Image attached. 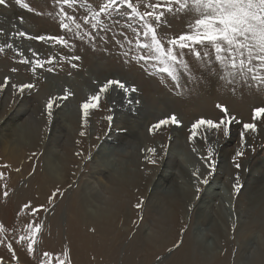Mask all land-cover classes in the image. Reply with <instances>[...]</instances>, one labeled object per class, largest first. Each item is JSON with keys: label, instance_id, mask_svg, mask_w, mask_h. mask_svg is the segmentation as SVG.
I'll list each match as a JSON object with an SVG mask.
<instances>
[{"label": "rangeland", "instance_id": "374dc122", "mask_svg": "<svg viewBox=\"0 0 264 264\" xmlns=\"http://www.w3.org/2000/svg\"><path fill=\"white\" fill-rule=\"evenodd\" d=\"M23 2L27 3L34 11L22 8L15 3V0H6V6L0 7V42L9 38L18 39V42L21 41V43L34 47V51L38 54L37 57L42 60H47L51 57L53 63L51 65L46 64L44 68L40 69V73L38 74L32 71L31 66L20 62L21 60L16 56L18 53L16 52V54L14 49H11L13 51L4 50L0 52V73H2V75H0V84L3 83L5 77L8 78V85L0 89V125L6 120L8 113H10L9 110L16 108L21 103L23 94L31 96L41 95L40 103L42 106V113H39L41 124L38 123L37 119H29L28 116L22 118L18 124L25 123L29 128H39L43 135H45L44 142L47 144L51 133V124L54 119H59V115L57 114L58 111L66 107L65 104L75 99L73 90H75V92L77 91L78 93H76L80 95L79 99H82L80 102L77 100L73 101V107L76 108L74 113L77 115V127L74 128V126H72L71 129L69 128L71 138H65L66 144L68 145L66 149L72 150L71 156L74 159L73 170L76 172V175L74 179L70 181V185L68 184L66 188L60 190L62 195H58L54 202L50 204L48 197L52 192L48 194L47 197H44L45 201H43L40 194L37 192L35 180H33L39 167L38 173L40 174L42 172L43 161H41V159L45 153L44 150H37L30 155L26 153L27 159L25 160L26 167L24 171L29 169V172H25L23 176H17V168H7L8 175L0 179V224H3L5 227V233L0 235V240L3 241L0 243V264H41V260L45 259L43 257V253L45 252L51 254L50 257L47 258L46 264H55L57 258L65 259V251L68 253V264H177L178 258L176 257V253L183 247L186 248L188 252L187 258H184L188 264H251L253 260H256L258 252L264 253V210H261L260 207L255 209L248 201L249 195L245 196L242 194L243 196L240 197V193L245 185L244 179L249 176L252 178L259 177L256 175L255 170L253 172V168L257 160L260 158L264 159V119L257 122L256 133H252L251 131L245 133L246 145L242 146L240 133L243 131L244 123L253 122L251 114L254 108L250 109V111L247 110V114L244 117H239L238 114L232 113L226 102L216 98L218 96H214L217 93L223 97H228L229 99L227 100L234 101L235 105L241 107V104H238V99L242 97L243 93L246 94H244L243 97H249L248 94H250L254 97L251 102L252 106H257L256 102L259 100V97L260 100H264V89L238 85L235 87V90H233L232 86L226 85L216 76L204 73V69L198 67V63L191 55H186L185 59L189 62L190 67L194 69L195 74L192 77V82H189L188 77L181 75V87L177 88L166 74L153 69L151 65L137 62L132 57H125L123 53L129 51V46L127 44H125L123 50H121L117 44L113 42V32L118 37L121 31L130 36L132 35L131 30L126 27L129 23H133V27H140L138 22L134 23L129 19L128 15H126L129 10L123 6H121L120 11L114 13L112 17L106 19L102 18L109 26V31L97 33V35L107 36V41L105 42L97 39L94 43H90L87 38L83 41L72 39L71 34H66L59 28V5H57L54 0H23ZM82 2L91 4L93 9L98 10L103 0H82ZM150 2H156V0H150ZM65 10L70 14H74L78 18V22L81 23L83 21V16L88 14V8L82 7L81 3H78L72 9H68L65 6ZM140 10H144L143 6H141ZM2 11L7 13L17 11L19 16L13 19V21L17 22L18 25L4 23ZM32 16L41 18L47 27L46 31L40 33V35H66L70 39V46L65 48L52 41H37L14 35V33L23 30L29 36H37L33 34L34 31L32 33L30 32L31 29L34 28L33 24L35 23L32 21ZM193 18H195L194 14ZM48 28L51 29L48 30ZM87 28L88 26L82 25V30H86ZM189 30L185 18L180 15L174 18L170 16L169 23L163 28L161 35L167 36L168 38L174 36L178 37L180 34ZM74 31L75 26L73 25V32ZM38 32L40 31H37L36 34H38ZM119 38L122 39V37ZM165 46H167L166 42ZM185 51L187 52V50ZM137 54H139V50H137ZM72 56H79L80 59L74 61L71 59ZM91 57L94 60L100 61L101 68H105L106 70L109 69L111 72L117 71L118 75L109 77V79L121 80L129 89L135 87L136 91L130 93V95L138 93V95L141 96L143 93L136 83L137 78V80H149L156 87L153 91H148L146 93L147 97L145 101H147L148 104L150 103L153 107H159L165 102L173 101V113H168L163 118L153 120V122L146 126V132L149 133L150 138L144 141V146L147 151L150 148L154 149V152H151V156L153 155L154 159L155 157L159 158V155L168 154L170 145H173L172 140L174 139L170 136L175 130V125L164 126L151 133L149 132L150 126L173 114L177 119H180L178 112L183 109L182 105L184 104L182 102L194 97L191 92L192 88H196L197 91H202L204 97L209 99V106L213 109L214 113L209 116L196 118L189 121L187 124L180 122L179 127L184 128L183 145L179 146L177 143V148L175 147L174 151L177 158L185 163L188 173H198L201 168L204 172L203 179H208L207 184L202 183V180L199 179L200 177L194 178L193 180L195 189L192 191L191 195L196 204L202 205L201 197L203 191L211 185L214 186V184L219 188L227 201H229V204L226 203L225 205L226 208L228 207L230 209L229 216L227 217L229 225L224 226L226 236L227 232H230L225 251H221L216 255L212 254V257L209 258L203 255L204 251L201 249L200 244L196 242V244L193 245V243H195L193 242L194 233L197 231L207 233L209 229H207V225L196 227L195 220L192 216L193 210L191 209V211L188 210L186 222L182 221L183 223L180 226L177 228L175 227L176 233L173 245L167 248H165L164 246L166 245H164L163 247L161 246L160 250L150 252L149 250L157 245L155 244V241L158 239L155 240L156 236H160L164 227L167 225L164 218L165 216H170V211L167 205H165L164 200H162L163 197H160V195L154 197L153 203L157 204V206L151 208L149 204L151 201H148V196L144 197V193L139 194V192L144 191L145 186L142 187L143 191L140 190V188H137L135 191L134 189L132 190V188H127L129 193H135V196L131 197L134 201L130 199V195L128 194L121 196V200L127 202L128 205L126 204L127 207L124 206L121 211H118V216L112 225L113 231L108 233L109 235L111 233L109 237H102L101 234L97 233L95 225H90V223L87 222L90 215L95 217L96 215L104 214L106 211H113V205L115 204L114 197H112L111 192L106 189L107 185L111 188L112 186L109 183L106 184L102 179L96 178L93 174V168L96 165L94 162L95 158L97 156L99 157V153L105 151L103 148L111 149L116 145L119 146L117 149L124 152L125 157H128L134 145V141L132 140L128 142L124 139L125 141H120L119 144L117 141H114L120 134L114 129L119 125L122 126V124L114 119L113 113L119 109L114 107L115 103L111 101L109 96H116L117 94L126 98L123 91L116 89L115 86H113L115 89H110L109 92L101 95L98 107L90 110L88 117L82 120L80 110L81 103L87 100L89 95H94L106 81L97 83L96 80L89 78L88 72L91 68L87 65L89 63L87 61ZM73 63L76 64L75 68L72 67ZM1 65L5 67L3 71ZM49 67L53 68L52 72L47 71ZM13 69H15V71H13ZM78 73L80 77L75 79L74 75ZM123 73L128 77L122 78L124 76ZM201 73H204V75H201ZM50 77H54V80L57 79L59 83H61L62 80L74 84L73 90L71 89L72 96L69 95L67 99L57 101L56 104H58V106L54 105L51 122L48 121L45 112V104L52 96H45L43 94L46 81H48L47 79ZM197 77H199L198 82ZM54 80L53 82H55ZM90 80L92 81L90 82ZM27 83L33 84L34 87L31 90L26 89L23 94H20L16 89L11 87L13 84L20 85ZM68 87L69 86H66L65 89ZM215 100L219 101L216 102ZM243 100L247 101V98ZM123 105H126L128 108L130 106L128 100L124 102ZM217 105H222L227 108L228 116L234 117L239 123L229 124L230 131L228 137L224 136L222 128L221 130H208L205 127H201L198 129L197 136L190 142L188 137L191 134V125L196 120L210 119L214 122H219L227 118L225 113L222 112ZM109 115L113 117L111 123L105 119V117ZM130 117L129 119L135 125L136 123L143 122V120L138 119L136 116ZM2 127L1 125L0 129ZM84 128L87 129V132L86 130L83 131ZM142 131L145 130L142 129ZM81 132L84 134L81 135ZM112 138L113 140H109ZM62 139L64 140L63 137ZM220 143L227 144L226 147L230 152V157L224 162L219 157V150L221 148ZM209 148L213 150V155L210 158L208 157ZM54 149L60 154H65L59 147H54ZM237 152H242L243 155L236 156ZM184 154L190 155V160L186 159ZM124 160L125 159L116 157L112 158L111 163L113 162V169ZM158 162L140 165L139 169L142 173H147L150 178L153 176L154 170L158 167ZM210 163L214 164V167H209ZM237 164L240 165L239 168L236 167ZM2 169L4 170V168L0 167V173H2ZM74 171H72L73 175L75 174ZM209 172L212 174L209 175ZM14 173H16L15 176L13 175ZM198 175L199 174H197V176ZM217 175H220L222 179L216 180ZM11 176L12 180L10 179ZM237 177H239L240 185V191L238 193L234 192L233 189V185L237 182ZM227 183L228 187L226 186ZM115 186L113 187L115 188ZM197 189H199V191H197ZM5 190L8 191L7 197L3 195ZM69 190L78 193L84 211V213H82L83 216H81V221L77 224H72L67 218V206L70 202L67 203L65 198L67 196V198L70 199L72 196ZM137 192L138 194L136 195ZM25 195H27L26 198H23ZM141 200L144 201L142 209H137L135 205ZM185 201L184 204L187 205ZM29 202L33 207L43 206V208L36 215H33L29 211H22L23 205ZM236 205H238V207L235 208L237 212L233 208V206ZM45 209H47V211H45ZM57 213V216H61L55 221ZM141 216H143L142 221L140 220ZM34 222L41 224V230L36 236L34 254H29L27 252V244L23 243L22 246L16 241L20 235L26 234V226ZM172 229L174 230V227H172ZM114 230L118 231L119 234L115 233L114 236ZM145 234L153 235L154 239L146 241L144 239ZM112 238L114 239L111 240ZM143 241H145L144 246L142 244ZM189 242L192 243V245ZM8 243L13 245V252L16 255L15 259H13V253L8 251ZM168 244L170 245L171 241L167 242V245ZM222 244L221 242L218 243L220 247H223ZM170 249L171 251H169ZM178 257L180 259L181 252ZM180 264H185L184 260H181Z\"/></svg>", "mask_w": 264, "mask_h": 264}, {"label": "bare ground", "instance_id": "6f19581e", "mask_svg": "<svg viewBox=\"0 0 264 264\" xmlns=\"http://www.w3.org/2000/svg\"><path fill=\"white\" fill-rule=\"evenodd\" d=\"M1 13L4 17V23L6 22L13 25H18L17 22L13 21V19H16L19 16V13L17 11L11 13L2 11ZM32 21L36 24L34 23V28H32L31 31L29 30L31 33L34 31V35H40V33L46 31L47 27L41 18H38V16H32ZM49 29L51 28H48V30ZM37 31L40 32L36 34ZM14 40L15 39L13 38H9L1 41L0 46H5L4 50L10 51L11 49L7 48L6 45L9 43L13 44L14 48L12 49L15 50V53H19L18 55H16L19 60L27 59L29 61H32L34 59H40L39 57H37L38 54L34 51V47L21 43V41L18 42V39L15 41ZM33 53H36L37 55L34 56ZM87 62H89L87 65H89V67L91 68L88 72L89 78L96 80L97 83L105 81L109 79V77L118 75L117 71L111 72L109 69L108 71L105 68H101V63H99L100 61L94 60L92 59V57ZM27 65L31 66L32 68L31 63H28ZM1 67L3 71L5 67L2 65ZM40 69L41 68H37L35 73L39 74ZM0 75H2V73H0ZM123 75L124 76L122 78L128 77L124 73ZM74 77L75 79H78V77H80V74L78 73L74 75ZM54 79V77H50L47 79L48 81H46V85L43 89V94L45 96L51 95L52 97H63L66 86L70 87V89L69 87L67 89L70 93H72L71 89L73 90L74 85L72 82L61 80V83H59L57 79ZM53 80L57 83L53 82ZM91 81L92 80H90V82ZM136 83L139 85L140 91H143L141 96L138 95V93H134L137 96L131 94L132 96L130 95L126 98H123L122 95L117 94L116 96H109L111 101L115 103L114 107L119 109L113 113L115 117L114 119L118 120L119 123L122 124V126L119 125L121 127L118 126L115 127L116 129H114L116 132L120 133L119 136L114 139V141H117V143L119 144L120 141L122 142L127 140L129 142L130 140H132L134 141V145L132 146L133 150L130 152L128 157H125L124 152L119 151L117 149L119 148V146L116 145L111 149L103 148V150L105 151L103 153H99V157L97 156L95 158L94 162L96 165L93 168V174L94 176H96V178L102 179L106 182V184L109 183L112 186L111 188L107 185L106 189L111 192L112 197H114L115 199V204L113 205V211H106L104 212V214L96 215L95 217H92L90 215L87 222H89L90 225L94 224L97 233L101 234L102 237H109L111 233L110 235L108 233L113 231L112 225L116 217L118 216V211H121L124 206L127 207L126 204L128 205L127 202L121 200V196H123L124 194H128L130 195L131 199V197L135 196V193H129V190H127V188H132V190L134 189L135 191L137 188H140V190H142V187L145 186L144 191L142 190L143 192H138L139 194L144 193V197L148 196V201H151L149 202L150 207L154 208L157 206V204L153 203V199L154 197L160 195V197H163L162 200H164L165 205H167L170 211V216H165L164 218V221L167 222L166 227H164L162 234L160 236L157 235L155 238V240L157 238L159 239L155 241V244L157 245H155L149 251L153 252L160 250L161 246L163 247L164 245H166L164 246L165 248L173 245V243L175 242V227L177 228L178 226H180L183 223L182 221L186 222L188 218V210L191 208L193 210L192 216L195 220L196 227L207 225V229H209L207 233L203 231L195 232V235L193 236V242L195 243H193V245L196 244V242L200 244L201 249L204 251L203 255L205 257L211 258L212 254L216 255L221 251H225L227 248V240L230 232H227L226 236L224 226L229 225L227 217L229 216L228 214L230 209L228 207L226 208L225 206L226 203L229 204V201H227V199L220 192L219 188L214 184V186L211 185L209 188L203 191L201 197L202 205H198V203L196 204L194 202V199L191 195L192 191L195 189L193 180L194 178L199 177V179L203 180L204 172L202 171L203 169L200 168L198 173H188L186 171L185 163L182 160L178 159L175 154L174 150L175 147L177 148L176 144L178 143L179 146L183 145V127L175 126V130L171 133L170 136L174 139L172 140L173 145H170V149L168 150L167 155L162 154L159 155V158L155 157L154 159L153 155L151 156V152L147 151L144 146V141L149 140L150 137L149 133L146 132V126L153 122V120L163 118L168 113H173L172 109L174 110V103L173 101H168L164 104H161L162 106L153 107V105H150V103L148 104V102L145 101V98L147 97L146 93L148 91H153L154 89H156L155 85L149 80H137V78ZM73 92V95L75 97L74 100L80 102V100L82 99H79L80 95L77 94L78 92L76 91V93L75 90H73ZM191 92L194 97L184 100V102L182 103L186 106L182 105L183 109L178 112L180 116V119L178 120L186 124L196 118L209 116L214 113L213 109L209 106V99L204 97V93L202 91H197L196 88H192ZM244 94L245 93H243L242 97L238 99V104H241V107L235 105L234 101L227 100L229 99L228 97H223L217 93L214 96H218L216 98L223 102H226L232 113L238 114L239 117H244L247 114V110L250 111V109L252 108L264 106V100H260V97L256 102L257 106H252L251 102L253 101L254 97L250 94H248L249 97H243ZM22 97L23 100L21 101V103L16 108L9 110L10 113H8L6 120H2L3 122L1 121V125L3 127L0 129V167L4 168V170L2 169V173H5L3 177H6L8 175V167H11L12 169L17 168V176H23L24 173L29 170L27 169L24 171L26 167L25 160L27 159L26 153L30 155L37 150H44L45 153L43 155V158L41 159V161H43V169L41 170L42 172L40 174L38 173L40 169L39 167L33 177V180H35V185H37V192L40 194L43 201H45L44 197H47L48 194H50L57 188L61 190L66 188L68 184L70 185V181H72L76 175V172L73 170L74 159L71 156L72 150L66 149L68 145L66 144L65 139L66 137L71 138L70 129L72 128V126H74V128L77 127V115L74 113V110L76 108L73 107V100L70 103L65 104L66 107L61 108L59 111L57 110L59 119H54V121L52 122L50 137L47 141L48 143L46 144L44 142L45 135H43L42 131H40L39 128L32 129L29 128L25 123L18 124V122L26 116H28L29 119H37L38 123L41 124V120L39 119V113H42V106L40 103L41 95L31 96L23 94ZM244 98H247V101H244ZM129 99L133 101V106L131 103L129 104L130 106L128 108L126 105H123V103ZM219 100L215 101L217 102ZM130 116H136L138 117V119L143 120V122L136 123L135 125L129 119L131 118ZM141 128L145 131H142ZM85 130L87 132L86 128L83 129V131ZM62 137L64 138V140L62 139ZM109 140H113V138ZM226 145L227 144L220 143L221 148L219 150V157L223 162L227 161V158L230 157V152L227 149ZM54 147L61 148V150L65 152V154H60L59 152L55 151ZM184 156L186 159L190 160V155L184 154ZM114 157L125 160L120 162V164H117L113 169V162L111 163V159ZM150 161L159 162L158 167L154 170L153 176L149 178L148 174L142 173L139 168L140 165L150 164ZM254 165V168L256 169L253 168V172L255 170L256 175H258L259 177L252 178L249 176L244 179L245 185L240 193V197L243 195H249L248 201L250 202V204L255 209H257V207H260L261 210H264V159L260 158ZM72 171L75 172L74 175L72 174ZM197 174L199 175L197 176ZM13 175L15 176L16 173H14ZM10 179L12 180V176L10 177ZM219 179L222 178L220 175H217L216 180ZM113 186H115V188ZM226 186L228 187V183ZM138 192L136 193V195L138 194ZM69 193L72 194L70 199H68L67 196L65 198V201L67 203L70 202L67 206V218L70 222H72V224H77L82 219L81 216H83L82 213H84L83 207L80 202L78 193L72 190H69ZM26 196L27 195L23 196V198H26ZM184 201L187 202V205L184 204ZM237 207L238 205L233 206L234 210ZM57 215L58 213L55 216V221L58 217L61 216ZM172 227H174V230L172 229ZM115 233L119 234L118 231L114 230V236ZM114 238H112L111 240H113ZM144 239L148 241L154 238L151 234H145ZM170 241L171 244L167 245V242ZM220 242L223 243V247H220V245H218V243ZM142 244L144 246L145 241H143ZM190 244L192 245V243ZM180 252L181 257L179 259L178 256L180 255ZM261 253L258 252L256 260H253L251 264H264V253ZM187 255L188 252L186 248H180L176 253V257L178 258L177 264H180L181 260H184L185 264H188V262H186L184 259L187 258Z\"/></svg>", "mask_w": 264, "mask_h": 264}, {"label": "snow or ice", "instance_id": "6c2138e0", "mask_svg": "<svg viewBox=\"0 0 264 264\" xmlns=\"http://www.w3.org/2000/svg\"><path fill=\"white\" fill-rule=\"evenodd\" d=\"M54 2L59 5V28L66 34H71L72 39L83 41L87 38L90 43H94L97 39L106 42L107 36L97 35V33L109 31V26L102 18L112 17L114 13L120 11L121 6L127 8L129 11L126 15L134 23L138 22L140 27H133V23H129L126 27L131 30L132 35L130 36L121 31L119 37H122V39H120L113 32V42L121 50L127 44L129 51L123 53L125 57H132L137 62L151 65L153 69L166 74L177 88L181 87V75L188 77L189 82H192V77L195 74L194 69L190 67L189 62L185 59L186 55H191L198 63V67L204 69V73L216 76L226 85L232 86L233 90L238 85L264 89V0H156V2H150V0H103L98 10L93 9L91 4L83 3L82 0H54ZM15 3L29 11H34L23 0H15ZM78 3H81L82 7L88 8V14L83 16L82 23L78 22V18L74 14H70L65 10V6L72 9ZM5 4L6 0H0V5ZM141 6L144 8L143 11L140 10ZM193 14L195 18H193ZM177 15L186 19V24L190 30L185 31L178 37L168 38L161 35V31L169 23V17L174 18ZM73 25L75 26L74 32ZM82 25L88 26V28L82 30ZM14 35L37 41H52L65 48L70 46V39L66 35L29 36L23 30L14 33ZM165 42L167 46H165ZM4 47L0 46V52L4 51ZM6 47L12 49L14 45L9 43ZM137 50H139V54H137ZM33 55L37 54L33 53ZM71 59L77 61L80 57L72 56ZM20 62L31 63L32 70L35 72L37 68H43L45 64L51 65L53 59L51 57L47 60L34 59L29 61L22 59ZM72 67L75 68L76 64L73 63ZM47 71L52 72L53 68L49 67ZM204 73H201V75H204ZM198 81L199 77H197ZM6 85H8L7 77L0 84V89H3ZM113 86L122 90L126 97L136 91L135 87L129 89L121 80H106L94 95H89L87 100L81 103L82 120L88 117L90 110L98 107L101 95L109 92ZM11 87L23 94L26 89L31 90L34 85L31 83L13 84ZM69 95L71 93L68 89H65L63 97H50L47 100L45 112L49 122L52 120L54 105L58 106L56 102L67 99ZM128 103L131 104L133 101L129 99ZM217 107L225 113L227 118L219 122L210 119L196 120L191 125V134L188 137L190 142L197 136L198 129L201 127L208 130H221L222 128L224 136H229V124L239 123V121L228 116V110L224 106L217 105ZM251 117L253 122L244 123L243 131L240 133L242 146L246 145V132H257V122L264 119V107L254 108ZM105 119L111 123L113 117L109 115ZM169 125H180V121L174 114L151 125L149 132L157 131ZM83 134L81 132V135ZM148 151L154 152V149L150 148ZM212 155L213 150L209 148L208 157L210 158ZM242 155V152L236 153V156ZM150 162L155 163V161ZM209 167H214V164L210 163ZM236 167L239 168L240 165L237 164ZM211 174L209 172V175ZM2 178L3 173H0V179ZM201 182L207 184L208 179L204 178ZM233 189L236 193L240 191L239 177H237ZM3 195L7 197L8 191L5 190ZM58 195H62L59 188L54 190L48 197L49 203L52 204ZM143 203L144 201L141 200L135 207L142 209ZM42 208L43 206L33 207L29 202L24 204L21 210L36 215ZM189 211H191V208ZM140 220H143V216L140 217ZM40 230V223H30L26 226V234L20 235L16 242L22 246L23 243H26L27 252L34 254L36 236ZM4 233L5 227L0 224V235ZM2 242L0 240V243ZM7 248L10 253H13V259H15L13 245L8 243ZM50 255L47 252L43 253L45 259L41 260V264H46V260ZM64 256L65 259L57 258L55 264H68L67 251H65Z\"/></svg>", "mask_w": 264, "mask_h": 264}]
</instances>
